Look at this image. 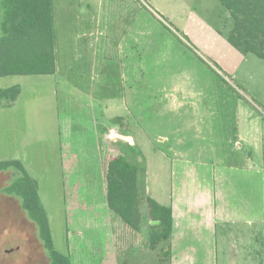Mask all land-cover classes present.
I'll return each mask as SVG.
<instances>
[{
	"label": "rangeland",
	"instance_id": "obj_1",
	"mask_svg": "<svg viewBox=\"0 0 264 264\" xmlns=\"http://www.w3.org/2000/svg\"><path fill=\"white\" fill-rule=\"evenodd\" d=\"M52 2L58 72L0 78V89H21L13 107H0V161L22 162L37 182L54 247L72 264H169L161 245L144 248L152 222L143 183L148 179L152 197L162 201L173 154L219 159L216 145L229 147L219 132H235L230 119L240 105L261 118L264 136V60L229 43L233 20L218 0ZM3 16L0 0V38ZM95 137L138 166L139 232L107 206L105 158L96 157L106 153L95 151ZM11 176L0 174V207L16 204L2 193ZM242 244L241 256L264 261L263 234L238 238ZM126 246L129 252H119ZM34 247H26V260L50 264Z\"/></svg>",
	"mask_w": 264,
	"mask_h": 264
},
{
	"label": "crops",
	"instance_id": "obj_2",
	"mask_svg": "<svg viewBox=\"0 0 264 264\" xmlns=\"http://www.w3.org/2000/svg\"><path fill=\"white\" fill-rule=\"evenodd\" d=\"M140 89L134 88L135 91ZM162 102L166 106V99ZM193 104L185 102L190 109L196 108ZM102 114H108L107 105ZM195 117L203 122L201 115ZM230 120L234 133L222 136L216 130L229 145H216L219 151H216L219 158L216 161L189 158L178 155V152L173 154L170 187L162 201L152 197L153 189L148 179L143 183L147 197L172 209L173 232L169 241L161 244L167 251L165 258L169 264H264L262 259H254L251 252L241 256L240 250L244 251L245 244L241 249L237 245L240 237H254L257 233L264 235V136L261 118L240 105L237 116ZM225 121L224 117L219 118L216 124H224ZM164 138L165 145L169 146L171 138L167 135ZM106 141L104 146L95 137V151L102 149L107 156ZM231 141L238 147L231 149ZM169 151L173 153L175 149L170 145ZM104 156L100 151L96 154L98 161L105 158L102 175L106 165ZM104 194L106 199V188ZM147 247L150 249L149 244L144 245ZM122 249L123 252L131 250L126 246L119 248V252Z\"/></svg>",
	"mask_w": 264,
	"mask_h": 264
},
{
	"label": "trees",
	"instance_id": "obj_3",
	"mask_svg": "<svg viewBox=\"0 0 264 264\" xmlns=\"http://www.w3.org/2000/svg\"><path fill=\"white\" fill-rule=\"evenodd\" d=\"M230 13L233 27L229 43L242 54L264 60V0H218ZM4 16L0 38V78L9 76L55 75L56 44L52 0H3ZM224 82H226L223 79ZM21 93L19 86L0 89V107H10ZM14 171L15 173H13ZM16 174L3 193L20 199L29 218L37 224L51 264H72L70 257L54 247L46 210L37 182L18 160L0 161V174ZM108 208L132 230H141L142 195L139 169L127 155L108 147L105 165ZM150 209L148 244L156 249L171 238L174 226L170 207L145 199Z\"/></svg>",
	"mask_w": 264,
	"mask_h": 264
},
{
	"label": "flooded vegetation",
	"instance_id": "obj_4",
	"mask_svg": "<svg viewBox=\"0 0 264 264\" xmlns=\"http://www.w3.org/2000/svg\"><path fill=\"white\" fill-rule=\"evenodd\" d=\"M3 190L4 188L2 189V193ZM7 196L8 199L12 198L15 200L16 204L12 202L8 203L6 200L5 203L7 205L5 204L3 207H0V242L3 243V249L0 252V264H33L34 259L26 260L27 258H31L26 251L28 245L35 243V252H38L39 249L41 251L42 248L46 253L39 235L38 226L29 218L19 198ZM5 241L9 245H5ZM17 254L20 255V259H12Z\"/></svg>",
	"mask_w": 264,
	"mask_h": 264
}]
</instances>
